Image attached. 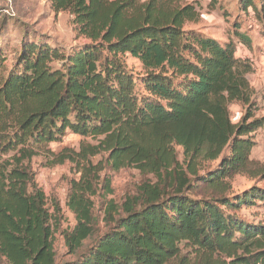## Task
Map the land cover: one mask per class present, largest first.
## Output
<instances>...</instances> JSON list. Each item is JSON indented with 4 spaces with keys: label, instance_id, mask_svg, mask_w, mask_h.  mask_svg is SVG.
<instances>
[{
    "label": "trees",
    "instance_id": "obj_1",
    "mask_svg": "<svg viewBox=\"0 0 264 264\" xmlns=\"http://www.w3.org/2000/svg\"><path fill=\"white\" fill-rule=\"evenodd\" d=\"M48 2L85 42L65 52L23 37L8 70L0 49V264H56V216L36 184V157L49 167L68 162L79 176L66 201L71 257L60 264H264V222L238 216L264 203V186L229 192L234 176L264 182V164L250 159L264 126L254 116L252 64L235 57L238 45L252 49L251 26L237 21L214 38L188 27L200 13L186 0ZM236 7L264 25V0ZM233 103L244 110L236 123ZM67 133L83 139L78 151H52ZM124 169L144 180L119 205L107 199L108 172Z\"/></svg>",
    "mask_w": 264,
    "mask_h": 264
},
{
    "label": "rangeland",
    "instance_id": "obj_2",
    "mask_svg": "<svg viewBox=\"0 0 264 264\" xmlns=\"http://www.w3.org/2000/svg\"><path fill=\"white\" fill-rule=\"evenodd\" d=\"M186 1L188 3L195 2L200 13L198 22L190 24L188 27L195 29L208 27L210 33L225 35L229 32L231 26L239 21L243 28L251 26L247 29V33L255 40L251 51L254 52L255 49H258L256 52L264 57V50L261 48L264 45L255 46L264 43V25L257 26L247 14L241 13L236 7L237 0ZM71 19L68 13H54L48 0H0V49L8 54L6 70L11 68L23 37L47 42L52 46L63 49L65 52H70L83 45L85 41L77 38ZM125 62L134 76L140 77L143 74L142 67L137 60L127 56ZM258 71L259 77L251 75L249 81L254 91V116L264 118V63ZM229 112L233 123L238 122L244 114V110L234 103L229 106ZM253 137L255 146L250 154V159L264 164V126L257 129ZM82 141L81 137L67 133L61 143L50 145V149L54 152H59L63 148L78 151ZM175 150L178 160L181 162L183 159L182 151L180 148H175ZM218 163L219 160L206 165V168L213 170ZM31 167L36 184L45 195L49 212L56 216V223L53 224L55 229L53 250L56 264H60L71 257L67 254L64 246L63 233L72 230L75 220L66 207V201L70 181L77 180L79 176L76 174L74 166L68 162L63 165L49 167L43 157L33 159ZM108 175L111 179L113 194L108 196L107 199L119 205L127 195L133 194L144 180V177L133 169L108 172ZM229 182L231 187L229 192L231 194L240 193L253 185L264 186V182H258L246 176H234ZM193 192L195 196L199 197V195H204L205 190L199 188L193 190ZM92 200L94 215L98 219V227L103 230L104 208L101 206V198L94 197ZM238 216L253 223L264 222V203L258 204L256 207H243L238 212Z\"/></svg>",
    "mask_w": 264,
    "mask_h": 264
},
{
    "label": "crops",
    "instance_id": "obj_3",
    "mask_svg": "<svg viewBox=\"0 0 264 264\" xmlns=\"http://www.w3.org/2000/svg\"><path fill=\"white\" fill-rule=\"evenodd\" d=\"M200 30H202L204 33L206 34H209L211 35L212 37L214 38H217V39H223V34L222 35H217V34H213V33H210L209 31V28H198ZM252 40H253V43H254V38L251 37ZM264 45V43H259V44H256L255 46L257 45ZM253 46V45H252ZM263 50H264V47H261ZM258 49H255L254 52L251 51V49H246L245 47L241 46V45H238L237 47V50H236V53H235V57L237 59H242V60H249L252 64V73L248 75V81H249V76L251 75H255L257 77H259V71L258 69L262 68V65L264 63V57L261 56L258 52H256ZM255 73V74H254ZM250 83V81H249ZM251 85V83H250ZM252 87V86H251Z\"/></svg>",
    "mask_w": 264,
    "mask_h": 264
}]
</instances>
